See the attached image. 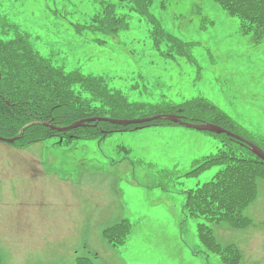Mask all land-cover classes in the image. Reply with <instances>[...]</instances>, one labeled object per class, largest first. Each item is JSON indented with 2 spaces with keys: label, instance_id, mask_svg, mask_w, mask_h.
Masks as SVG:
<instances>
[{
  "label": "rangeland",
  "instance_id": "obj_1",
  "mask_svg": "<svg viewBox=\"0 0 264 264\" xmlns=\"http://www.w3.org/2000/svg\"><path fill=\"white\" fill-rule=\"evenodd\" d=\"M95 10L94 0H0L3 25L6 17L31 33L36 49L54 64L108 76L111 89L155 107L205 98L236 122L233 129L241 136L261 143L264 40L255 43L242 34L238 20L211 0H153L149 10L162 27L192 43L191 57L176 52L166 57L170 47H154L147 17L136 12L117 35L84 28L78 33L76 24ZM223 139L180 124L99 140L51 138L21 149L41 170L29 179L22 173V182L12 178L20 175L14 164L22 154L0 142L2 263L75 264L86 256L94 264H224L200 238L199 224L205 222L222 247L239 249L237 264H264V179L245 211L246 227L187 218L184 212L185 191L211 180L222 167L187 173L217 153ZM6 150L18 157L11 162L2 156ZM124 219L130 235L114 246L103 230Z\"/></svg>",
  "mask_w": 264,
  "mask_h": 264
},
{
  "label": "trees",
  "instance_id": "obj_2",
  "mask_svg": "<svg viewBox=\"0 0 264 264\" xmlns=\"http://www.w3.org/2000/svg\"><path fill=\"white\" fill-rule=\"evenodd\" d=\"M211 1L228 16L238 20L242 34L250 35L255 43L264 40V0ZM97 3L99 11L89 16L90 25L86 27L117 35L120 30L129 27L130 14L137 12L147 17L151 37L155 39L154 47L158 51H162L166 44L171 49L166 57L175 56V52L191 57L192 43L165 30L156 15L151 14L149 6L153 0H98ZM116 6L121 13L117 12ZM0 24V135L11 137L23 133L24 136L17 141L19 145L52 137V133L56 131L43 125L46 121L64 126L86 117L133 118L158 112L177 113L191 122L205 119L230 122L224 111L202 97L180 105L158 103L156 107L138 100L130 101L118 89H111L102 76L85 74L79 70L65 71L54 64L34 48L31 33L19 32L8 23L3 25L2 19ZM138 88L139 84L133 85L134 90ZM149 123L176 125L166 119ZM27 124L30 125L24 128ZM136 126L124 127L109 121H99L96 126L67 131L63 142L103 139L118 132V129L132 130ZM233 128L234 126L229 129ZM220 135L224 139L218 152L198 160V165L187 173L191 175L213 166L222 167L211 180L188 190L184 205L186 217L203 218L216 225L227 222L234 228H243L250 223L245 210L256 198L258 180L264 179V161L243 142L226 134ZM259 140L261 143L254 142L264 149V137ZM120 227L125 228L124 225ZM104 233L110 241L116 243L119 234L115 232V228L105 230ZM199 235L211 251L221 255L224 264H237L240 258L238 249L233 246L222 247L216 241L212 228L205 222L199 224ZM2 262L0 254V264ZM77 264L93 263L83 258Z\"/></svg>",
  "mask_w": 264,
  "mask_h": 264
},
{
  "label": "water",
  "instance_id": "obj_3",
  "mask_svg": "<svg viewBox=\"0 0 264 264\" xmlns=\"http://www.w3.org/2000/svg\"><path fill=\"white\" fill-rule=\"evenodd\" d=\"M0 78H1V73H0ZM158 116H154V117H150V118H143V119H132V120H123V119H110V118H88L86 120H94V119H97V120H100V119H108L112 122H115V123H121V124H129V123H137V122H143V121H147V120H151L153 118H157ZM169 119H171L172 121H175L179 124H183V125H187V126H194V127H197V128H202V129H210V130H215L217 132H227L228 134H232L230 131H227L225 130L224 128L220 127V126H217V125H212V124H205V125H192L190 123H187V122H184V121H181L179 116H176L174 114L172 115H169V116H165ZM86 120H80V121H77L75 122L74 124L70 125V126H67V127H54L55 129L57 130H66V129H69V128H72V127H76V126H79L82 122L86 121ZM10 140V139H9ZM12 140V139H11ZM254 147V150L257 154H259L262 158H264V152L256 147V146H253Z\"/></svg>",
  "mask_w": 264,
  "mask_h": 264
}]
</instances>
